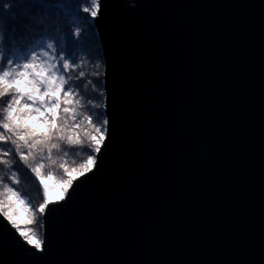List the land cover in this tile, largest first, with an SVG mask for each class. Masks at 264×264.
Returning a JSON list of instances; mask_svg holds the SVG:
<instances>
[{
  "label": "water",
  "instance_id": "water-1",
  "mask_svg": "<svg viewBox=\"0 0 264 264\" xmlns=\"http://www.w3.org/2000/svg\"><path fill=\"white\" fill-rule=\"evenodd\" d=\"M106 139L0 264H264V0H99Z\"/></svg>",
  "mask_w": 264,
  "mask_h": 264
},
{
  "label": "snow or ice",
  "instance_id": "snow-or-ice-1",
  "mask_svg": "<svg viewBox=\"0 0 264 264\" xmlns=\"http://www.w3.org/2000/svg\"><path fill=\"white\" fill-rule=\"evenodd\" d=\"M16 8L22 10L15 11ZM66 8L67 5L58 0H0V9H3L0 14V30L3 31L0 43L8 49L15 44L17 49L8 55L0 52V103L4 105L0 109V164L11 168L10 157L18 154L19 160L35 173L43 185V203L34 211L41 214L50 203V187L55 189L59 186L62 194L58 199L63 200L76 179L93 171L97 163L96 156L106 139L105 127L108 124L105 119L97 126L93 117L88 115L84 116L87 130H82L76 108L71 107L73 97L78 93L72 90L69 83L71 77L67 75L68 70L76 67L78 62L73 60L70 63L63 56L52 55L56 49L47 40L41 39L32 46L29 39L34 31H43L44 21L52 10L61 16L62 10ZM100 8L99 0H76L75 14H87L82 17L83 20L94 19L100 13ZM60 23L69 35H81L80 31L72 33L65 20H60ZM60 51L64 49L60 48ZM84 77L85 73L79 72L77 79L82 83L77 87L84 88L90 83ZM4 97L8 99L4 100ZM75 103L79 106V101ZM61 143L87 151L88 154L78 167L61 164L63 178L49 186L44 182L45 177L41 172L44 163L38 162L33 166L29 159L36 160L39 154L40 160H43L46 154V158L55 164L52 152L54 149L60 150ZM47 179L52 180L54 177L49 173ZM11 181L19 183L15 173H12ZM0 182H3L2 178ZM5 187L6 193H0V197H3L0 198V214L29 245L42 250L43 242L37 232L31 228L26 231L14 219L13 197L19 200V192L14 187Z\"/></svg>",
  "mask_w": 264,
  "mask_h": 264
},
{
  "label": "trees",
  "instance_id": "trees-1",
  "mask_svg": "<svg viewBox=\"0 0 264 264\" xmlns=\"http://www.w3.org/2000/svg\"><path fill=\"white\" fill-rule=\"evenodd\" d=\"M67 5L65 10H62V15L58 16L55 10H52L46 20L44 21V29L36 30L29 38L32 42V46L39 43L41 39L47 40L48 43H52L55 46V51L52 55L63 56L65 59L78 62L77 66L70 68L67 75L71 77L69 83L72 86V90L78 95L73 97V104L71 107L76 108L77 120L82 122V130H87V122L84 121V116L91 115L93 122L99 126L105 117L106 97L104 90V60L102 56V49L98 38L97 29L95 26V20L88 18L83 20V16L87 14H75L76 0H58ZM15 11H21L22 9L16 8ZM3 13V9H0V14ZM60 20H65L71 27V32L75 33L80 31L81 35L75 37L69 35L64 29ZM0 37H3V31L0 30ZM24 43H28L25 41ZM63 48L64 51H60ZM16 46L13 44L11 49L5 48L3 43H0V52L8 55L12 51H15ZM44 51V49H41ZM79 72H84V79L90 81L84 88H79L77 85L82 83L77 79ZM7 100L8 97H4ZM76 101H79V106L76 105ZM4 105L0 103V109ZM71 123V120H69ZM107 126L105 127L106 130ZM4 147H8L5 145ZM66 153V154H65ZM87 151L76 150L69 147L66 143H61L60 150H53L52 159L56 160L53 164L51 160L45 158L40 160L39 154L36 160L29 159V163L33 166L38 163H44L45 167L41 170L45 177L44 182L53 185L56 180L62 179L64 176L63 169L60 167L64 164L66 167H78L80 163L87 156ZM11 168L4 164H0V178L3 182H0V193H6V185L8 187H14L19 192L20 199L17 200L13 197L14 207L12 209L14 219L24 228L26 231L31 228L35 230L42 241L43 235V213L34 211L38 209L39 205L43 203V185L41 184L35 173L31 172L28 165L19 160L18 154L10 157ZM12 173L16 174V178L19 183L11 181ZM54 177V179H47L48 174ZM76 176V173H73ZM62 189L58 186L55 189H51L48 194V198L51 201L52 197ZM3 198V197H0ZM23 201V202H21ZM34 222V223H33Z\"/></svg>",
  "mask_w": 264,
  "mask_h": 264
},
{
  "label": "rangeland",
  "instance_id": "rangeland-1",
  "mask_svg": "<svg viewBox=\"0 0 264 264\" xmlns=\"http://www.w3.org/2000/svg\"><path fill=\"white\" fill-rule=\"evenodd\" d=\"M61 194H62L61 191L57 192V193L52 197V199H51L50 202H57V201H60V199H58V198L61 196Z\"/></svg>",
  "mask_w": 264,
  "mask_h": 264
},
{
  "label": "bare ground",
  "instance_id": "bare-ground-1",
  "mask_svg": "<svg viewBox=\"0 0 264 264\" xmlns=\"http://www.w3.org/2000/svg\"><path fill=\"white\" fill-rule=\"evenodd\" d=\"M84 176H85V175H84ZM84 176H81V177H79V178H82V177H84ZM79 178H78V179H79ZM78 179H76V180H78ZM76 180H75V181H76ZM60 201H61V200H60ZM51 203H54V202H50L49 204H51ZM49 204L47 205V207L49 206ZM47 207H46V209H47ZM46 209H45V211H46ZM44 214H45V212L43 213V216H44ZM43 226H44V224H43ZM42 239H43V235H42ZM40 251H41V249H40Z\"/></svg>",
  "mask_w": 264,
  "mask_h": 264
}]
</instances>
